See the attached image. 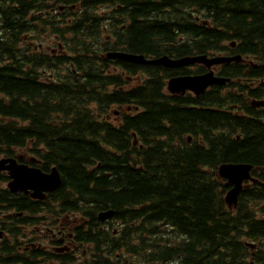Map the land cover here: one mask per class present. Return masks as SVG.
I'll use <instances>...</instances> for the list:
<instances>
[{
  "label": "trees",
  "instance_id": "16d2710c",
  "mask_svg": "<svg viewBox=\"0 0 264 264\" xmlns=\"http://www.w3.org/2000/svg\"><path fill=\"white\" fill-rule=\"evenodd\" d=\"M60 6L65 9L59 10ZM192 9L205 12L200 20L210 23L198 21ZM106 22H110L108 28L115 32V40L103 38ZM122 24L123 29L119 28ZM0 29L10 36L6 42L0 38V54L14 60L10 66L0 67V90L11 99L6 104L0 98V115L12 119L31 116L33 120L29 128L19 127L13 120L0 125V143L22 146L26 138L28 142L41 133L31 141L38 153L40 144L47 145L50 153L45 169L49 162L59 165L64 176V192L59 194L69 200L65 190L70 188L92 202L91 206L114 209L123 221V236L137 238L139 244L132 248L141 258L154 257L167 264L178 262L185 251L193 264L197 260L210 264L215 253L218 263L228 259L240 263L241 239L264 234V220L255 217L264 207L252 205L255 199L264 198V114L253 121L238 116V111L235 115L232 110L236 104L248 107L245 99L241 95L221 96L220 87L201 98L166 95L165 80L177 70L120 61L128 74L145 76L133 90L124 76L107 74L108 62L99 54L104 48L147 56L230 50L253 55L264 75V0H0ZM26 33L64 38L65 55L58 58H72L76 68L87 69L94 79L89 90L100 108L115 102L132 107L131 112L122 113L121 128L89 121L84 135L83 119L74 118L65 130L49 125L45 105L24 104L21 99L29 87L19 79L24 57L19 45ZM181 36L185 38L180 40ZM231 40H236L235 48L227 45ZM33 56L27 57L34 61ZM243 69L241 64L226 66L223 74L239 76ZM252 76L258 77L256 73ZM111 83L116 90L105 91ZM119 86L123 89L117 90ZM244 91L240 86L238 92ZM62 94L54 91L55 98L48 99L62 100ZM73 95L72 103L80 99ZM251 109L252 113L255 109ZM237 131L244 133V139L233 136ZM134 132L142 148L134 146ZM189 134L193 136L191 143L186 138ZM226 162L263 166L255 171L262 183L242 191L231 221L229 213L220 215L224 202L219 200L223 195L219 188L223 184L213 175ZM97 163L101 168L89 172L87 165ZM205 165L213 170H202ZM100 171L105 174L98 175ZM90 180L96 181L93 186ZM132 241L129 239V244ZM148 247L153 251L144 255Z\"/></svg>",
  "mask_w": 264,
  "mask_h": 264
},
{
  "label": "flooded vegetation",
  "instance_id": "af4514ba",
  "mask_svg": "<svg viewBox=\"0 0 264 264\" xmlns=\"http://www.w3.org/2000/svg\"><path fill=\"white\" fill-rule=\"evenodd\" d=\"M28 55V52L24 53L19 69V79L23 82L25 87H29L27 90H24L23 102L31 107H41L44 87L46 91H51L58 87L63 88V84L55 80L54 70L47 72V70L42 67L40 56H37L32 64V62L28 61L26 58ZM221 67L222 65L216 66V72H218ZM6 71H9V69ZM116 71H118V69H116ZM119 72L122 74L121 70ZM64 81L69 83L71 91L77 92L79 90H75L76 88L89 84V77L85 72H75L73 70V73L67 76ZM120 88L121 86H119V89ZM110 89L112 88L110 87ZM32 91H35L36 94H32ZM88 91L87 88L86 92ZM62 92L63 98L65 97V91L62 90ZM62 103L67 105L69 100L62 101L61 104ZM53 104H58V101L53 100ZM62 111L66 112L67 109L62 108ZM74 111L73 107L67 111L70 123L67 121V117L62 120L60 118L61 116H59L56 121L64 124L73 123L72 116ZM38 117H40V115ZM107 117H110V115H107ZM24 118L26 119L27 117ZM47 119L53 121L51 117ZM27 121L30 123L33 122L32 117H28ZM83 121L86 123L89 122L88 119H84ZM88 131L83 134H87ZM40 135L41 133L34 134L33 138H37ZM23 159L27 160V157L24 156ZM0 174L4 177H9L7 172L1 171ZM2 181L3 182L0 181V188L6 190L10 179ZM95 182L94 180H90V186H93ZM62 192H64L62 187L55 190L50 196V204L30 196L21 198V210H19V212H11V214L18 217L17 225L19 227L16 230L9 219V213H0V231L3 233V238H1L0 241L6 239V245L4 244L3 246L4 257L11 261H15V264L112 263L113 257L112 254H110L109 257L107 256L108 245L105 241L107 240V235L115 236L117 230L113 229L107 220L88 219L85 216L87 214L80 211L81 206L79 204L69 206L67 201H63L60 198L59 193ZM4 193L7 194L8 191H4ZM214 199L216 200V198ZM1 200H7V197L0 196V201ZM46 207H48V211L44 212L43 209ZM74 208L78 211H72ZM220 208L222 210L220 215H224L226 212L229 213L231 221L234 216L233 211L235 206H229L225 202ZM258 215H260V213ZM9 229L11 233H13L11 237H9ZM96 241L100 243H96ZM255 243L256 246L254 248L249 247L244 264H246V262H249V264H264V244L262 240ZM220 248L222 251H225L223 247ZM115 256L117 259L116 264H124L119 253H116ZM130 264L138 263L135 261ZM168 264H193V262L186 259V252L183 251L178 262L171 261ZM196 264H203V262L197 260ZM210 264H234V262L228 259L225 260V262L222 261V263H218L217 253H215L212 256Z\"/></svg>",
  "mask_w": 264,
  "mask_h": 264
},
{
  "label": "water",
  "instance_id": "95a60500",
  "mask_svg": "<svg viewBox=\"0 0 264 264\" xmlns=\"http://www.w3.org/2000/svg\"><path fill=\"white\" fill-rule=\"evenodd\" d=\"M234 45V43L232 44ZM108 56L113 58L124 59L127 61L145 63L152 65H160L164 67H181L194 63H204L209 68L216 64L230 63L232 61H241V55L235 56H215L208 57L207 55L186 56L178 59H172L168 55H163L153 59H147L142 54H131L125 52H109ZM227 79L214 76L213 72H207L201 75H185L171 78L168 82V88L173 93H185L187 89L193 90L199 94L203 92L209 85L213 83L224 84ZM255 105L264 104L263 101H254ZM7 161H10V165H5ZM1 169H10L13 181L10 183L12 191H28L30 189L35 190L33 195L40 196L41 191L52 190L56 188L60 183V176L56 169L52 174H44L38 169L28 168L25 165H18L15 159L0 160ZM252 165L246 163L240 164H224L220 169L222 176L228 177L231 183H234V188L228 193L227 201L229 203H236L237 197L242 189V182L246 179H250V171ZM105 213V216L111 214Z\"/></svg>",
  "mask_w": 264,
  "mask_h": 264
},
{
  "label": "rangeland",
  "instance_id": "374dc122",
  "mask_svg": "<svg viewBox=\"0 0 264 264\" xmlns=\"http://www.w3.org/2000/svg\"><path fill=\"white\" fill-rule=\"evenodd\" d=\"M195 71H196L195 67L192 68V72H195ZM89 108H92V109L95 110V107H94V106H90ZM111 118H112V120L115 121V120H118V119H119V116H116V115H114V114L112 113ZM67 121L69 122V117H67ZM69 123H70V122H69Z\"/></svg>",
  "mask_w": 264,
  "mask_h": 264
}]
</instances>
